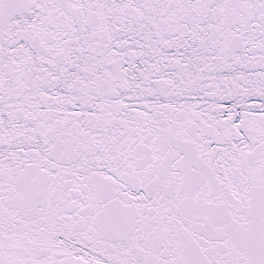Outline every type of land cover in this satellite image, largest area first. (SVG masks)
I'll return each mask as SVG.
<instances>
[{"label": "snow or ice", "instance_id": "6c2138e0", "mask_svg": "<svg viewBox=\"0 0 264 264\" xmlns=\"http://www.w3.org/2000/svg\"><path fill=\"white\" fill-rule=\"evenodd\" d=\"M0 264H264V0H0Z\"/></svg>", "mask_w": 264, "mask_h": 264}]
</instances>
